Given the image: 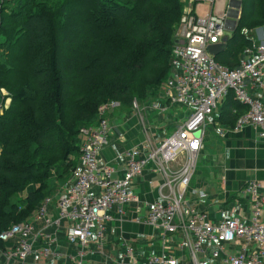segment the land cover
<instances>
[{
    "label": "trees",
    "instance_id": "1",
    "mask_svg": "<svg viewBox=\"0 0 264 264\" xmlns=\"http://www.w3.org/2000/svg\"><path fill=\"white\" fill-rule=\"evenodd\" d=\"M240 8L214 57L228 69L264 26V0ZM182 15V0H0V234L52 195L49 179L67 184L101 105L159 96ZM246 110L230 91L213 122L233 128Z\"/></svg>",
    "mask_w": 264,
    "mask_h": 264
},
{
    "label": "built area",
    "instance_id": "2",
    "mask_svg": "<svg viewBox=\"0 0 264 264\" xmlns=\"http://www.w3.org/2000/svg\"><path fill=\"white\" fill-rule=\"evenodd\" d=\"M220 1L189 0L183 10L171 47L170 74L160 92L168 107L181 109L187 118L169 136L158 143L147 137L140 148L127 149L124 172L121 177L113 178L114 169L109 164H101L99 156L108 144L110 133L106 112L117 104L101 105L97 111V124L81 130L78 167L72 171L67 190L57 196L55 215L48 212L52 202L49 196L33 215L46 227L54 226L60 230L63 226L67 242L79 248L65 255L68 264H86L83 253L91 244L102 254L106 226L114 214L124 216L127 206L137 202L131 192L132 184L149 165L162 178L158 189L160 200L146 204V215L135 217V223L142 222L159 229L162 246L166 244L167 236L181 232L187 243L190 264H199L198 256L205 254L204 243L234 244L241 248L233 254H224L222 264H264V194L258 192V182L249 181L242 189L243 196L249 199V222L232 217L214 225L206 211L191 207L187 201V190L203 147L206 117L214 113L230 91L247 108L234 129L254 126L259 130V138L264 140V105L249 93L251 88L264 91V41L245 48L238 67L234 69L217 63L207 47L221 44L225 32L231 30L229 22L235 27L241 14V0H231L239 2L238 7L229 2L222 12L213 11ZM205 3L212 11L200 15L197 6ZM151 108L157 110L158 106L154 103ZM132 109L140 117L145 111V107H139L135 102ZM93 189L98 190L95 197L89 195ZM190 194L199 199L207 197L202 190H192ZM32 230L28 220L12 225L0 234L2 243L13 241L12 246L0 248L3 264L12 261L25 264L26 258L34 252L36 236L32 235ZM54 243L56 239L48 237L40 247L43 258L59 257L52 249ZM124 245V257L130 260V264L187 262L185 258L152 256L142 263L136 261L131 248ZM221 252L219 247L210 256L219 259Z\"/></svg>",
    "mask_w": 264,
    "mask_h": 264
},
{
    "label": "crops",
    "instance_id": "3",
    "mask_svg": "<svg viewBox=\"0 0 264 264\" xmlns=\"http://www.w3.org/2000/svg\"><path fill=\"white\" fill-rule=\"evenodd\" d=\"M182 2L184 10L189 0ZM229 2L231 0H221L213 11L222 12L228 7ZM238 4L239 2H231L230 5L238 7ZM197 11L200 15H207L212 10L205 3L197 6ZM229 23L231 30L227 32L231 35L235 27L233 22ZM230 35L226 36L227 39ZM250 38L254 44L264 41V26L254 29L250 33ZM249 93L264 105V91L251 88ZM154 103L158 106L157 110L151 108ZM221 105L222 101L214 113L206 117L203 147L187 190V201L191 207L206 211L208 219L214 225L232 217L249 222L251 217L249 199L243 196L242 189L247 182L256 181L260 185L258 192L264 194V140L259 138V130L254 126L248 125L235 130L234 127L228 128L214 123L213 118L218 115ZM140 106L145 107L141 117L133 109L125 110L118 105L106 112L110 133L108 144L100 153L99 161L101 164H109L114 169L113 178L121 177L124 172L127 149L140 148L147 137L158 143L169 136L178 125V121L176 124H171L167 120L171 110L177 107H168L161 92L155 100H149ZM152 169V165H149L142 175L133 181L131 192L136 196L137 202L127 206L124 216L119 217L114 214L113 220L106 226L102 254L97 252L93 244L84 250L83 260L86 264H130V260L124 257V244L131 248L136 261L142 263L152 256L185 258L186 264L191 263L188 258L187 243L181 232L167 236V242L162 246L159 229L142 222L135 223V217L143 218L146 215V204L160 200L158 189L162 178ZM55 182V189L50 196L52 202L48 206V212L52 216L55 215L57 196L69 186ZM192 190H202L207 197L199 199L192 196L190 194ZM97 193L98 190L93 189L89 195L95 197ZM29 221L33 227L32 235L36 236V240L34 252L24 263L68 264L65 255L79 248L67 242L63 226L60 230H56L54 226L46 227L42 221H37L33 216ZM48 237L56 239L52 249L59 254V257L41 256L40 247L47 242ZM12 245V240L5 242V247ZM219 247L222 248L220 258H211V252ZM203 249L205 254L198 256L199 264H222L224 254H233L241 250L238 245L217 243H204ZM0 260L3 264V259ZM9 264L21 263L12 261Z\"/></svg>",
    "mask_w": 264,
    "mask_h": 264
},
{
    "label": "rangeland",
    "instance_id": "4",
    "mask_svg": "<svg viewBox=\"0 0 264 264\" xmlns=\"http://www.w3.org/2000/svg\"><path fill=\"white\" fill-rule=\"evenodd\" d=\"M225 35L229 36L230 33L225 32ZM0 93H1L0 94V111H2L3 108L8 107L10 100L7 99V97H6L7 93L4 90H1ZM2 97H3V99H5L4 105H1L2 104ZM181 112H182V110L178 109V108L171 110L170 115L168 114L169 116H167V117H169V119H167V120L169 122H171V124H174V123L176 124V121H178V124H180L182 122V120L187 118V116L184 113H181ZM55 181L56 180L54 178L49 179L48 185H49L50 191H54L55 186H56V184H55L56 182ZM24 196H25V193L22 194V197H24Z\"/></svg>",
    "mask_w": 264,
    "mask_h": 264
},
{
    "label": "water",
    "instance_id": "5",
    "mask_svg": "<svg viewBox=\"0 0 264 264\" xmlns=\"http://www.w3.org/2000/svg\"><path fill=\"white\" fill-rule=\"evenodd\" d=\"M226 42H227V37H224L223 42L221 44L208 46L207 47L208 53L211 54L213 57H215L217 54H219L221 51L225 49Z\"/></svg>",
    "mask_w": 264,
    "mask_h": 264
}]
</instances>
